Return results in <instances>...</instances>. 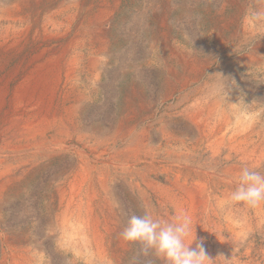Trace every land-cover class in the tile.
<instances>
[{"label":"rangeland","instance_id":"rangeland-1","mask_svg":"<svg viewBox=\"0 0 264 264\" xmlns=\"http://www.w3.org/2000/svg\"><path fill=\"white\" fill-rule=\"evenodd\" d=\"M10 1L0 0V33L6 26L2 10ZM74 1L65 0L66 5L70 4V9L74 7L71 3ZM110 2L88 0L85 13L81 15L84 23L81 20L80 23L88 29L89 19L98 6L101 3L110 5ZM258 14H264V0H120L108 27L110 51L106 56L107 66L101 71V79L96 84L88 80L82 85L89 100L83 109L81 122L87 128L99 127L109 133L126 115L125 99L129 90H134L136 98L133 108L138 111L140 120L137 132L149 129L151 134L148 149L142 152V165L137 166L139 174L134 179L146 193L147 206L137 189H130L123 181L112 178L113 168H120L121 162L107 166L110 172L100 164H96L94 169L92 165L88 166L92 182L106 178L115 194L110 197L113 215L108 211L105 218L111 229L109 235L112 238L108 239L112 243L102 264H144L136 245L124 241L123 248L113 249L117 248L118 240L112 229L121 232L132 214L148 211L154 217L167 220L176 214V208L170 201L161 199L152 189L146 187L145 191L144 179L163 187L188 214L193 212L197 241L203 240L209 258L215 259L223 254L225 258L232 257V264H264V203L250 208L230 200L239 170L251 168L253 160H258L262 167L256 170L264 172V144L263 148L249 149V159H243L239 153L229 151L226 142L229 131L224 137V144L218 145L210 137L195 143L194 131L180 115L182 107L179 106L186 101L183 96L190 94L194 98L193 93H197V103L206 107L217 104L215 111L203 116L209 131L212 127L218 128L223 118L229 121L230 128H242L253 123L264 127V15L258 17ZM86 37L85 42H91V35ZM0 63L7 64L2 58ZM5 73L6 69H0V81ZM226 104H229L228 107ZM161 119L167 121L170 127V135L165 136L164 140L156 132ZM71 139L65 138V142L64 139L62 142L65 144ZM178 141L184 143L181 145ZM22 142V146H26L20 137L5 136L0 144V156L8 158L9 164H13L10 160L20 153L30 159L41 154L49 157L35 158L37 167L33 168L34 171L0 204V261L2 251L6 249L1 238L21 239L26 236L35 264H97L93 254L85 249L84 237L75 229H70L61 239L63 233L59 221L56 222L53 214L47 211L45 188L55 172L75 164V155L72 151L50 152L45 149L49 143L40 142L32 150L20 151L17 148ZM120 146L121 143H118L117 147ZM149 152V158L155 159L151 169L152 164L144 163V157H148ZM227 156L232 159L227 160ZM175 175H179L180 183L189 193L180 191L175 183ZM198 187L204 190L199 191ZM153 259L155 264H163L162 260ZM213 264L220 262L214 261Z\"/></svg>","mask_w":264,"mask_h":264},{"label":"bare ground","instance_id":"bare-ground-1","mask_svg":"<svg viewBox=\"0 0 264 264\" xmlns=\"http://www.w3.org/2000/svg\"><path fill=\"white\" fill-rule=\"evenodd\" d=\"M110 1V5L101 3L97 10H94L95 12L89 19L90 27L87 26L88 29H86L82 25L83 21L81 20V15L85 13L88 0H76L71 2L72 7L74 6L72 9H70V4L66 5L65 0H11L9 5L2 10L6 26L0 33V58L7 62V64L3 65L0 63V69H6V73L2 76L0 81V144L3 142L5 136L8 137V135H10V137H20L26 143V146H22V144H24L23 142L20 145L18 144L19 147L17 146V149L20 151H27L26 149L30 150L32 147L35 148L38 146L37 144H39V142L42 144L49 143L45 149L50 152L54 150H58L59 152L72 151L76 157L75 164L68 168L66 167L63 171L55 172L45 188L47 211L53 214L52 218H54L56 222L59 221L60 229L63 233L61 239L70 232V229H75L79 232L81 237H84L83 242L85 249L87 253L93 254V258L96 260L97 264L103 263L107 254V249L111 247L110 243L112 242L108 239L111 237V229L105 218L108 211L113 215V207L110 206V201L115 194L110 182L108 183L106 178H102L95 183L92 182L93 180L91 174L88 172V166L92 165L94 169L96 164H100L107 172H110L111 170L108 171L107 166L114 165L112 163L116 161L121 162L120 168H113L111 173L112 178L120 182L123 181L130 189H137V192L139 191L142 200L147 206L146 193L140 189V186L134 182V179L135 175L139 174L137 166L142 163L140 160L142 159V152L148 149V145L151 141L149 129H141L140 132H137L140 120H138L139 117L137 116L138 111L136 108H133L136 98L133 89L129 90L127 99H125L126 115L118 120L109 133L99 127L87 128L81 122L83 109H85L84 107L88 99V93L83 90L82 85L88 80H92L91 84H96L101 79V71L107 66L106 56L110 51V42L108 39L110 28L108 29V27L120 0ZM80 20L82 21L81 23ZM84 20L86 21L85 18ZM169 30L170 29H168V31ZM88 34L91 35L92 39L91 42L89 41V43H86L84 38ZM167 71L168 70H166V72ZM193 95L194 98L191 97L192 95L190 94L183 96L186 101L182 102L183 105L179 106L182 107L180 115L194 131L196 136L195 143L200 142L202 139L205 141L210 137L214 139V142L218 145L224 144V137L226 136V132L229 131V136L226 141L228 143V149L230 152L239 153L243 159H249L247 156L248 151H250L249 149H258L262 147L264 144V127L258 123L246 125L242 128L237 126H232L230 128L229 121L223 118L224 121L222 123L220 121L218 128H215V126L209 131L207 129V123H204L205 119L203 116L207 113H211L210 111H215V106L217 104L206 107L201 103H197V93H193ZM204 106L207 110H205ZM156 132H158L160 137L164 140L166 138L165 136L170 135L169 123L161 119ZM65 138H72L74 141L71 143V139L70 142L64 144ZM62 139H64V142H62ZM117 142L121 143L120 147H117ZM178 143L182 145L184 141H178ZM2 148H4V150L6 149L5 147ZM150 155L149 152L148 157H144V163L152 164L149 169H151L155 163V159L149 158L151 157ZM1 156L0 204L6 196L12 194V191L34 171L33 168L37 167L35 158L49 157L46 156V154H41L39 156L35 155L30 159L28 157H23L22 153H20L16 156L17 158L10 160L13 164H9L8 158H3L5 156ZM229 159L232 158L227 156V160ZM261 167L260 161L253 160L252 169L256 170ZM209 173L211 174V172ZM232 175L234 174L232 173ZM227 177L230 179L229 175ZM174 179L180 191L186 194L189 193L186 187L180 183L179 175H175ZM143 182L145 191L146 187L152 189L161 199L165 201L168 200L174 204L176 212L178 210H183L182 205L177 199L169 194L163 187L155 186V184L153 185L150 181H146L145 179ZM198 188L199 191L204 190L203 187ZM206 189L207 188H205V190ZM189 215L194 222L193 212ZM112 230L117 236L115 239L118 240L116 245L117 248L113 247V249L123 248L125 243L119 235L120 231ZM70 237L72 236L70 235ZM1 239H3L2 241L6 249L2 251L0 264H35L31 255V249H28L29 247L27 246L28 240L26 236L21 237V239L15 237H5V240L4 238ZM87 253L85 252V254Z\"/></svg>","mask_w":264,"mask_h":264},{"label":"clouds","instance_id":"clouds-1","mask_svg":"<svg viewBox=\"0 0 264 264\" xmlns=\"http://www.w3.org/2000/svg\"><path fill=\"white\" fill-rule=\"evenodd\" d=\"M234 184L232 202L250 208L264 203V172L243 167ZM120 236L128 244L138 246L144 264H155L153 257L163 264H232V257L228 259L223 254L215 259L208 257L203 240L197 241L192 217L184 210H178L171 220L154 217L148 211L132 214Z\"/></svg>","mask_w":264,"mask_h":264}]
</instances>
